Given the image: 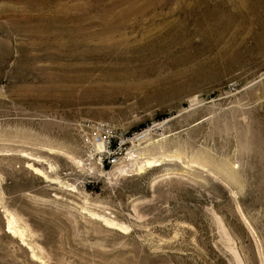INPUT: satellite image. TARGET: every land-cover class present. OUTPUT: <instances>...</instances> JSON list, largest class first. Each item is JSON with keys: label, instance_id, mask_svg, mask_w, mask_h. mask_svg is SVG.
Wrapping results in <instances>:
<instances>
[{"label": "rangeland", "instance_id": "obj_1", "mask_svg": "<svg viewBox=\"0 0 264 264\" xmlns=\"http://www.w3.org/2000/svg\"><path fill=\"white\" fill-rule=\"evenodd\" d=\"M61 1L0 0V264H264V0Z\"/></svg>", "mask_w": 264, "mask_h": 264}, {"label": "built area", "instance_id": "obj_2", "mask_svg": "<svg viewBox=\"0 0 264 264\" xmlns=\"http://www.w3.org/2000/svg\"><path fill=\"white\" fill-rule=\"evenodd\" d=\"M231 88L235 90L234 85ZM79 126L84 144L103 168L123 164L133 151L131 147L144 143L150 131L145 128L129 132L110 121L92 118H84Z\"/></svg>", "mask_w": 264, "mask_h": 264}, {"label": "bare ground", "instance_id": "obj_3", "mask_svg": "<svg viewBox=\"0 0 264 264\" xmlns=\"http://www.w3.org/2000/svg\"><path fill=\"white\" fill-rule=\"evenodd\" d=\"M44 2L47 0H43ZM61 1V0H60ZM50 2V1H49ZM62 2V1H61ZM27 3V2H26ZM59 3V2H58ZM77 4V3H76ZM59 5V4H58ZM57 5V6H58ZM64 8V7H63ZM62 9V8H61ZM59 7H56V9L53 11V16H51L53 19L55 18V20L57 21H61L63 20L62 18H60L61 16L58 15L59 10H61ZM42 10V9H41ZM51 12V11H50ZM62 12V11H61ZM46 14V13H45ZM61 14V13H60ZM64 14V13H63ZM46 16V15H43ZM45 18V17H44ZM68 21H71L72 18L69 17V14L66 15V18ZM16 24V23H15ZM31 24V23H30ZM39 24V23H38ZM29 25V24H27ZM41 26V25H38ZM49 24H43V26H41L40 28L42 29V31H47ZM31 27V26H30ZM50 27V26H49ZM39 29V28H38ZM61 29H59L57 32H60ZM118 30V29H117ZM32 31V30H31ZM39 31V30H38ZM29 32V31H28ZM49 33V32H48ZM123 43V42H122ZM143 160H135V166H137L139 168V170H143L144 167L146 166H153L156 165L157 162V158L155 157H151V156H143ZM158 163V162H157ZM39 170V169H37ZM119 172H125L126 168L124 167H119L118 168ZM40 171V170H39ZM6 219H7V223H8V231L10 233H12V236H17L20 237L21 241L25 243L24 237L25 235V231L21 228V226L17 223V221L15 220L14 216L12 215H6ZM106 225L109 227H117L116 223L110 220L106 221ZM119 228V227H117ZM35 255V254H34Z\"/></svg>", "mask_w": 264, "mask_h": 264}]
</instances>
